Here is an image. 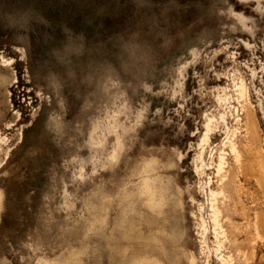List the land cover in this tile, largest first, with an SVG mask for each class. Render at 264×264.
<instances>
[{
  "label": "rangeland",
  "instance_id": "374dc122",
  "mask_svg": "<svg viewBox=\"0 0 264 264\" xmlns=\"http://www.w3.org/2000/svg\"><path fill=\"white\" fill-rule=\"evenodd\" d=\"M261 168L264 0H0V264H264L209 209L229 171L264 207Z\"/></svg>",
  "mask_w": 264,
  "mask_h": 264
},
{
  "label": "bare ground",
  "instance_id": "6f19581e",
  "mask_svg": "<svg viewBox=\"0 0 264 264\" xmlns=\"http://www.w3.org/2000/svg\"><path fill=\"white\" fill-rule=\"evenodd\" d=\"M251 116L252 115H250L248 109H246V117H245L246 118V125H245V128L247 131L246 134L248 135V139L246 140L247 143L248 142L250 143L251 140H256L255 131H254V128L252 127L253 126L252 124H254V123H251L252 122ZM208 126L209 125H207L206 128ZM208 132H209V130H208ZM205 138H208L207 135ZM231 151H232L231 153H233V155H234L235 162L239 165V168L241 170L247 169V166L249 165L250 162H252V161L257 162V160L259 158V151H257L258 157H254V155L249 152L251 150L244 149V145L242 143H240V145L237 147L235 145H232ZM245 154H247L246 158H245ZM248 156H249V160H248ZM148 169L149 168L145 167L143 173L148 174L149 173ZM223 169H224L223 168V162L219 161L217 163V170L215 172L217 173V175H219L223 171ZM261 169L262 170H259L257 172V174H259V177L256 178V176H255V179H256L257 185L261 189V193H262L263 199H264V170H263V168H261ZM229 172H230L229 180H227V181L222 180L221 187H219V185L217 183L218 181L215 180L216 181L215 187L219 191H212L211 190L209 192V194H210L209 195V197H210L209 198V201H210L209 209H210V213H211L210 216L212 218V223H213L212 224L213 225L212 231L215 234V236L217 237L216 239L218 240V247L220 248L222 241L221 242L219 241L218 236H219V234L223 233L222 232L223 231L222 219L225 218V216L227 214L229 215V221H231L232 216H234V215L239 216L240 218L244 219L245 223L244 224L242 223L243 225L241 223H240L241 225L238 224V225H240L239 227L244 228L243 231H244L245 237H244V240L242 241V243L237 244L235 238L239 234H241L243 231L241 228L233 226L234 223H232V222H229V225L233 226L232 227L233 228L232 233L229 231L230 232L229 238H231V240H232L233 250L239 252L241 255L243 254V256H247V255L251 256L253 254V252H254L253 250L255 249L256 246L257 247H264V207H261V206L259 207V205L254 204V207L250 208L252 210L254 209L253 212H251L250 214H241V211L243 208V202L241 200L239 190L236 188L237 181L235 180L233 172L232 171H229ZM223 193L225 195H226V193H229V196L224 195V198L220 199L219 196H221ZM141 194L146 196L147 202L153 210H159V208L161 206L162 196L160 195L158 188L155 186L154 181H152L147 176L142 181ZM259 209H260V211H259ZM199 227H201L202 229L205 230V223H204V220L202 218L200 219ZM228 230H231V229H228ZM239 242H241V241H239ZM245 250H247L248 252L246 253ZM221 259H222V262L224 264V258L222 256H221ZM229 259H230V256H229ZM250 259H249V261H250ZM252 259H253V257H252ZM250 262H249V264H250ZM130 264H144V262L139 261V260H135V261H131ZM156 264H158V263H156ZM190 264H195L194 260H191Z\"/></svg>",
  "mask_w": 264,
  "mask_h": 264
}]
</instances>
